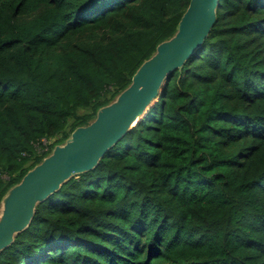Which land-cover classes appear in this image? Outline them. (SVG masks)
Returning <instances> with one entry per match:
<instances>
[{
	"label": "trees",
	"instance_id": "1",
	"mask_svg": "<svg viewBox=\"0 0 264 264\" xmlns=\"http://www.w3.org/2000/svg\"><path fill=\"white\" fill-rule=\"evenodd\" d=\"M190 0H0V208L171 38ZM0 264H264V0H219L97 165L35 207Z\"/></svg>",
	"mask_w": 264,
	"mask_h": 264
},
{
	"label": "water",
	"instance_id": "2",
	"mask_svg": "<svg viewBox=\"0 0 264 264\" xmlns=\"http://www.w3.org/2000/svg\"><path fill=\"white\" fill-rule=\"evenodd\" d=\"M218 0H190L176 33L158 44L136 70L132 82L96 118L77 127L62 145L30 169L4 196L0 214V251L32 221L35 207L70 177L93 169L156 98L166 76L182 67L208 35Z\"/></svg>",
	"mask_w": 264,
	"mask_h": 264
},
{
	"label": "rangeland",
	"instance_id": "3",
	"mask_svg": "<svg viewBox=\"0 0 264 264\" xmlns=\"http://www.w3.org/2000/svg\"><path fill=\"white\" fill-rule=\"evenodd\" d=\"M0 214H1V208H0Z\"/></svg>",
	"mask_w": 264,
	"mask_h": 264
},
{
	"label": "clouds",
	"instance_id": "4",
	"mask_svg": "<svg viewBox=\"0 0 264 264\" xmlns=\"http://www.w3.org/2000/svg\"><path fill=\"white\" fill-rule=\"evenodd\" d=\"M219 1V0H218Z\"/></svg>",
	"mask_w": 264,
	"mask_h": 264
}]
</instances>
